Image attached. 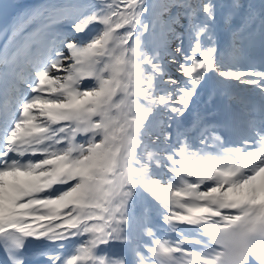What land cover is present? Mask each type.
<instances>
[{
	"label": "snow or ice",
	"instance_id": "6c2138e0",
	"mask_svg": "<svg viewBox=\"0 0 264 264\" xmlns=\"http://www.w3.org/2000/svg\"><path fill=\"white\" fill-rule=\"evenodd\" d=\"M0 17V264H264V0Z\"/></svg>",
	"mask_w": 264,
	"mask_h": 264
},
{
	"label": "bare ground",
	"instance_id": "6f19581e",
	"mask_svg": "<svg viewBox=\"0 0 264 264\" xmlns=\"http://www.w3.org/2000/svg\"><path fill=\"white\" fill-rule=\"evenodd\" d=\"M17 2H23V3H40V2H42V0H17ZM4 27H2L0 29V45H2L4 43V39H3V36H2V32H3Z\"/></svg>",
	"mask_w": 264,
	"mask_h": 264
}]
</instances>
